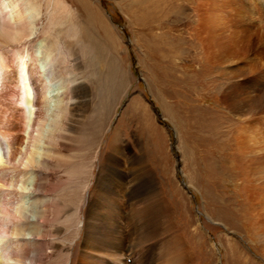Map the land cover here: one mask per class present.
I'll return each mask as SVG.
<instances>
[{
  "label": "rangeland",
  "instance_id": "1",
  "mask_svg": "<svg viewBox=\"0 0 264 264\" xmlns=\"http://www.w3.org/2000/svg\"><path fill=\"white\" fill-rule=\"evenodd\" d=\"M77 1L29 0L38 10L37 28L40 30L30 40L31 46L39 43L54 45L63 76L75 77L83 85L82 97L72 112L71 130L62 141L63 148L57 150L61 159L54 166L51 164V181L48 187L46 184L48 196L55 198L58 195L59 226L64 227V221H61L70 216L74 204H82L83 189L87 186L88 192H92L89 202L95 215L91 223L96 231L113 238L125 236L127 244L136 248L135 256L127 249L120 257L99 249L88 251L93 264H172L170 257L175 253L179 261L174 264H231L228 238L231 244L238 245L247 259H251H248L251 264H264V256L255 253L252 246L256 244L264 250L259 229L251 227L247 214L243 221L238 220L239 215L237 218L228 215L232 211L245 213L238 211L235 204L236 195L241 194L244 187L238 167L240 152L235 149L232 156L233 143L226 142L221 146V154L216 155L220 163L214 167L215 171L207 161L201 160L198 172H195L188 165L186 170L188 160L181 149L182 144L186 147L185 136L191 126L195 131L200 128L202 112L214 115L217 109V116H223V121H229V125L235 122L217 101L215 88H210L208 92L211 93L207 95L205 85L212 86L213 80L222 87L231 83L232 71L241 66L238 63L242 59L235 64L231 61L220 65L202 51L198 43L202 14L208 15V26H219L226 37L231 32L234 40L246 41L256 28L245 27L244 23L253 19V25L261 27L262 24L257 22L261 6L254 0ZM90 4L94 6L89 7ZM249 4L253 5L252 10L247 11ZM85 9L94 13L92 16L97 23L100 10L112 29L109 45L104 41L100 27L89 24ZM154 15L158 16L155 18ZM9 46L14 49L18 45L12 43ZM157 51L162 52L157 55ZM161 54H165L166 59ZM170 54H175L174 61H170ZM157 64L161 67L171 64L167 74L176 81L180 79L178 81L182 83L184 78L185 82L194 79L193 89L197 94L193 96L192 104L185 101L181 89L165 93L167 84L154 71ZM201 76L202 80L207 77L202 89L201 84H197ZM186 125L190 127L186 129ZM221 164L232 167L231 172L223 171ZM189 174L193 175L194 184ZM174 191L183 192L185 207L180 206ZM101 195H105L104 199ZM208 195L220 196L211 202L207 200ZM105 201L106 205L115 208L104 220L105 208L101 205ZM139 206L140 210L151 206L153 212L142 215L140 220H130L131 211ZM215 206L230 208H226L227 213L219 218ZM113 220L119 222L117 228L113 227ZM229 221L238 224H235L236 228L232 230L227 226ZM57 237L64 240L67 235ZM61 245L59 241L51 250L43 248L50 255L40 257L37 262L62 264L65 257Z\"/></svg>",
  "mask_w": 264,
  "mask_h": 264
},
{
  "label": "bare ground",
  "instance_id": "2",
  "mask_svg": "<svg viewBox=\"0 0 264 264\" xmlns=\"http://www.w3.org/2000/svg\"><path fill=\"white\" fill-rule=\"evenodd\" d=\"M254 1L261 6L259 8L260 18L257 22L262 26L255 27L252 22L253 19L251 22H245V27L256 28V31L252 32L251 37L246 41L234 40L231 32L226 37V34L223 35L224 32L222 34L219 26H208L206 24L208 15L202 14L203 18L199 21L201 25L198 28L200 30V32L198 31L200 33H198V43L201 45L202 51L208 56H212L220 65L231 61L235 64V61L241 59L242 62L238 63L241 65L240 67L237 66L232 71L231 83L224 84L223 87L219 83L216 84L214 80L213 85L209 86L203 81L207 77L202 80V76L197 84H201L200 89L206 84L205 94L207 95L211 93L208 92L210 88H215L217 101L219 104L222 103L226 112L231 118H234L235 122L229 125V121H223V116H220L221 118L217 116V109L214 115L202 112L200 128L195 131L193 130L194 126H191L187 136H185L186 147L183 144L179 145H181L183 157L188 160V164L185 163L186 170L188 165L191 171L198 172L197 169L199 168L197 167L201 160L207 161V164L214 169L220 163L216 155L219 154L221 146L226 142L233 143L232 156H234L235 149L240 152L238 167L244 185L242 193L236 195L235 204L239 207L238 211L244 210L245 213L238 214L237 211H232L228 212V215L234 218L239 215L238 220L243 221L247 214V220L251 227L255 230L259 229L264 242V0ZM88 6L90 7L91 4ZM252 6L249 4L246 10H252ZM84 7L87 8V6ZM85 11L89 24L100 27L103 39L109 45L112 29L102 18L100 10L97 12L100 16L98 23L96 18L92 16L94 13L90 9H85ZM38 25V10L29 0H0V264H39L37 259L50 255L44 252L45 249L43 248L51 250L59 241L62 244L65 257L62 264H93L88 258V251L96 249L118 256L130 249L132 250L131 255L135 256L134 250L136 248L134 249L133 246L127 244L125 236L113 238L109 234L96 231V227L91 223L95 215L94 207L89 202L92 192H88L87 186H84L83 189L82 204H74L70 210V216L61 221H64V227L59 226L58 195L55 198L48 196L47 187L51 181V164L54 166L58 159L59 161L61 159L57 150L63 148L62 141L71 130L72 112L74 105L79 103L78 99L82 97L83 87L81 88V86L83 85L78 83L75 77L63 76L58 61L60 58H57V49L53 48L54 45L52 47L47 43H36L37 45L31 46L33 37H36L35 34L37 35L40 31L37 28ZM143 25L141 24L140 27ZM230 36L232 39L229 38ZM12 43H16L18 46L15 48L12 46L14 49H9L8 46ZM59 54L61 55V53ZM161 55L162 58L166 59L165 54ZM168 56L170 61H174L175 54ZM170 65L161 67L157 64L154 69L155 74L167 84L168 89L163 88L166 89L165 93L173 92V89H181L185 93V101L192 104V98L197 94L193 89L194 79H186V83L184 78L181 83L178 81L180 79L176 81L175 78L169 77L167 70L171 68ZM115 71V73L118 72L117 69ZM238 78H242V80ZM166 112L168 111L166 110ZM186 126V129L190 127L189 125ZM227 162L228 159L225 158V163ZM223 167L225 172L232 170L230 166L223 165ZM191 175L189 174V178L194 184L193 175ZM174 192L182 204L180 206L185 207V204L182 203L183 199L185 200L182 195L183 192ZM219 196L208 195L207 200L214 202ZM104 197L101 195L102 199ZM107 201L101 205L102 208H105V213H102L104 220L110 217L115 208L106 205ZM150 207L141 210L139 209L140 206L138 209L135 207L136 209L131 211L130 220H140L142 215H149L152 211ZM226 208L230 207H216L219 218L227 213ZM113 221V227L117 228L119 222ZM215 221L223 223L220 220ZM235 224L230 221L226 223L232 230L236 228ZM100 228L102 227L100 226ZM64 233L67 235L64 240L57 237L58 235L66 236ZM247 238L253 242L249 236ZM227 241L231 264H251L248 261L249 258L247 259L243 251H240L238 245L231 244L229 238ZM134 244L136 246L138 241ZM252 246L255 253H258L260 257L264 256V250L259 249L256 244H252ZM167 250L166 254H168ZM169 252L171 253V250ZM175 254L170 257L172 264L179 261L177 253ZM131 255L130 259L132 258ZM253 263L255 262L253 261Z\"/></svg>",
  "mask_w": 264,
  "mask_h": 264
}]
</instances>
